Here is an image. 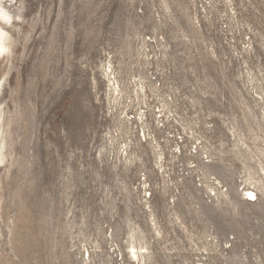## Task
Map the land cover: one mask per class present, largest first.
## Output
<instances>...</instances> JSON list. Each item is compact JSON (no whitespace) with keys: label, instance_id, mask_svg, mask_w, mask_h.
Instances as JSON below:
<instances>
[{"label":"rangeland","instance_id":"rangeland-1","mask_svg":"<svg viewBox=\"0 0 264 264\" xmlns=\"http://www.w3.org/2000/svg\"><path fill=\"white\" fill-rule=\"evenodd\" d=\"M0 5V264H264V0Z\"/></svg>","mask_w":264,"mask_h":264},{"label":"bare ground","instance_id":"bare-ground-1","mask_svg":"<svg viewBox=\"0 0 264 264\" xmlns=\"http://www.w3.org/2000/svg\"><path fill=\"white\" fill-rule=\"evenodd\" d=\"M0 20L3 23H5L7 26H9V29L13 28L15 25V21L12 19L11 14L2 5H0ZM12 37L13 36H11L10 31H5L4 29L0 28V57L10 56L12 52L11 49ZM5 149H6V139L4 137L2 112L0 111V170L4 166L6 160ZM248 194L251 198L256 197L255 194L252 192H249Z\"/></svg>","mask_w":264,"mask_h":264}]
</instances>
